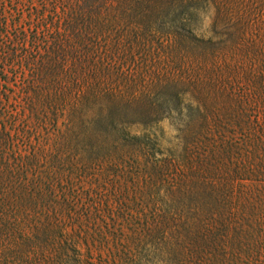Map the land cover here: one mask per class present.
I'll list each match as a JSON object with an SVG mask.
<instances>
[{
  "label": "trees",
  "instance_id": "16d2710c",
  "mask_svg": "<svg viewBox=\"0 0 264 264\" xmlns=\"http://www.w3.org/2000/svg\"><path fill=\"white\" fill-rule=\"evenodd\" d=\"M165 121L178 153L133 131ZM93 156L113 169L107 213L81 187ZM122 177L140 209L118 207ZM147 198L171 204L155 226ZM90 225L123 253L176 240L166 264L264 240V0H0V264H67Z\"/></svg>",
  "mask_w": 264,
  "mask_h": 264
},
{
  "label": "rangeland",
  "instance_id": "374dc122",
  "mask_svg": "<svg viewBox=\"0 0 264 264\" xmlns=\"http://www.w3.org/2000/svg\"><path fill=\"white\" fill-rule=\"evenodd\" d=\"M195 31L199 36H206L205 31L209 26V20L207 18H200L196 22ZM134 132H144L149 134L153 139H155L162 149L164 153H168L170 151H176V153L180 152V147H178L177 142V133L175 127L171 125L169 121L162 122L149 130L143 131L141 129H134ZM109 150L106 149L105 152ZM93 156L91 162L81 163L78 166L80 170L79 173L81 176V187H83L84 192L90 190L91 196V206L93 210L101 211L102 213H107L110 209H115L114 203V191L117 188L114 186L113 181V169L109 160H105L98 157ZM104 161V163L102 162ZM83 161H88L87 158H84ZM62 169L66 172H69V168L67 166H63ZM131 180L125 177H122L118 182V187H121L122 193L126 191L127 194L121 202L119 206L136 210L141 208V201L136 199L134 200L132 197L136 193L135 189H133ZM104 194L103 196H101ZM88 200V198H87ZM86 200V201H87ZM85 201V202H86ZM145 204H148L144 210L147 211L148 217L147 219H142L140 223L144 221L152 222L151 224L155 226L156 223L153 221V215L163 214L165 211H169L171 208V204H161L159 199L147 198L145 200ZM173 208H176L173 205ZM172 213L169 216H166V221L164 223H169L168 225H179V226H187L189 223L185 225L178 224L177 222L172 220ZM83 224L89 225L87 222L82 221ZM105 222L109 223V219H105ZM138 222V221H137ZM134 223V221H133ZM97 225V223H96ZM91 230L89 231L88 236H81L78 240V245L73 246L72 243H63L62 246L65 249L69 250H78L80 253L78 257H74L67 264H115L114 261H122L121 258L126 257V261L130 264H166V258L170 261L174 260L173 255H177V252L174 254L173 250L170 249L176 248V240H172L171 244H164V242L160 239V236L155 235L153 237L141 238L140 240H134L133 242H128L125 253H123V246L121 243H114L111 240V237L108 235L107 229H102V232L95 231V228L90 225ZM136 226L134 224H128L124 226V232L126 233L128 230H134ZM135 237L132 238V240ZM185 240L188 238H184ZM260 242V241H259ZM257 240H252V242H245L242 239L238 240V243H235L232 247H228L225 249L224 253L219 252L222 257L224 264H234L235 255L237 256V264H264V240L259 243ZM126 243V241H125ZM176 243V244H175ZM187 243V242H186ZM243 244H246L243 246ZM12 248L11 243L5 244ZM251 248V252L247 253L249 248ZM128 246V247H127ZM170 252V253H169ZM125 254V256H124ZM171 254V255H169ZM132 257V260L130 257ZM121 257V258H119ZM13 261V260H12ZM60 259L56 260L58 264H66L60 263ZM14 262V261H13Z\"/></svg>",
  "mask_w": 264,
  "mask_h": 264
}]
</instances>
